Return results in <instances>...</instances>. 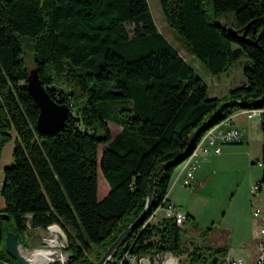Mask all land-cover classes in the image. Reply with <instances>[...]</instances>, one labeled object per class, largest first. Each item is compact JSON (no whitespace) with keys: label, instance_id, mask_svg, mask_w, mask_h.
<instances>
[{"label":"trees","instance_id":"obj_1","mask_svg":"<svg viewBox=\"0 0 264 264\" xmlns=\"http://www.w3.org/2000/svg\"><path fill=\"white\" fill-rule=\"evenodd\" d=\"M159 2L167 25L211 75L245 56L246 83L210 97L205 80L159 32L148 0H0V160L16 134L14 164L5 169L0 190V262L16 264L5 248L9 232L26 249L27 232L59 225L67 234L65 264H97L104 255L94 259L95 248L106 253L143 213L157 167L182 156L192 134L223 103L236 100L246 105L226 107L189 153L156 177L152 208L107 264H119L127 253L189 254L188 264L227 256L225 248H209L213 227L202 229L189 215L184 228L172 219L147 221L163 205L176 169L211 128L237 111L257 109L264 133V0ZM228 13L235 16L232 24L217 21ZM245 31L253 44L241 38ZM27 55L51 98L70 107L56 135L37 129L40 108L27 89ZM82 65L89 68L81 72ZM109 121L122 127L118 135ZM100 171L110 186L102 200ZM189 229L202 239L191 252L184 244Z\"/></svg>","mask_w":264,"mask_h":264},{"label":"crops","instance_id":"obj_2","mask_svg":"<svg viewBox=\"0 0 264 264\" xmlns=\"http://www.w3.org/2000/svg\"><path fill=\"white\" fill-rule=\"evenodd\" d=\"M222 76L223 74L217 75L218 79L214 81L212 80V90L209 88V92H213L215 95L209 93L210 97H222L231 90L230 86L232 83L228 80L225 81V79L221 78ZM245 83V80H241L236 86L239 87ZM234 122L235 127L241 132V143L224 145L221 153L218 155L211 153L210 155H202L199 157L196 164L195 178L190 187H185L183 185L186 170L184 163L176 169L169 185V202L174 204L185 215L191 216L195 223H197L202 229L210 228L213 223V221L212 223L209 221V214L212 211H207L209 208L211 209V202L214 200H219L220 202V199L223 198H213V194H218L219 192L215 185V182H217V176L222 175L221 177H223L224 175H227L226 179L228 181L230 180V176L232 177L234 174H236V178H240L245 173V178H247V176L251 175L255 170L254 168L249 167V165L251 164L252 166H255V162L261 163L264 148V133L262 130L261 119H252L244 113L243 110H240L235 113ZM109 127L111 129L110 124ZM116 129L118 133H112L113 136L118 135L121 132L122 127L118 125ZM111 132H113L112 129ZM260 166L264 167L263 164ZM253 179H256L255 176ZM253 179L251 181H253ZM263 180L264 174L260 183L263 182ZM105 185V195H103V197L99 196V199L101 200L110 192V186L107 187ZM229 209L230 206L228 207V210ZM251 215L252 220L250 219V223H248L246 229H244V227H246L245 224L241 223L242 228L239 227L237 230L232 229V231L228 229L229 227L227 224L224 225V217L222 220L224 232L213 227V231L208 237V242L213 238L214 240H212V242H215L216 246L218 245L217 248L227 249V255L231 258V254H233L247 264H254L258 254L259 222H257V216L253 211L251 212ZM163 219L164 212L163 210H159L155 219V224H158ZM39 230L41 229L35 231ZM190 230L195 229H189V232ZM196 232L198 233V231ZM238 239L239 245L235 248L234 244ZM227 240H231L230 245H227ZM39 242H41L39 238H33L34 244H39ZM26 248H28V246ZM33 248L36 249V247Z\"/></svg>","mask_w":264,"mask_h":264},{"label":"rangeland","instance_id":"obj_3","mask_svg":"<svg viewBox=\"0 0 264 264\" xmlns=\"http://www.w3.org/2000/svg\"><path fill=\"white\" fill-rule=\"evenodd\" d=\"M148 3L151 8V12L155 21L156 26L158 27V30L161 34L164 35V37L174 46V48L179 52V54L186 59V61L194 67V69L197 71L199 76L205 80L208 87L212 90V80L218 79L217 76L211 75L210 72L206 69V67L196 61L197 58L192 55V53L187 49V47L183 44V42L178 38L176 33L167 25L165 18L163 16L162 8L160 5L159 0H148ZM219 23H230L232 24L233 21H235V16L233 13H228L225 15H222L217 20ZM132 29L133 27L130 26ZM26 62L29 67V71L35 69L33 57L30 55L26 56ZM197 62V63H196ZM247 58L245 56H242L240 59H238L233 67L229 69L228 71L223 73V76L221 78L225 79V81H230L232 84L230 86L231 89H234L238 86V83L240 81H246V77L244 75V68L247 66ZM89 67L87 65H82L79 68V71L83 72ZM58 89V87H55ZM211 95H215L213 92H209ZM109 124L111 125L112 133H118L117 126L114 121H109ZM13 140L7 144V146L3 150L2 158L0 160V190L4 181V171L7 167L14 164L13 160V151L15 149L16 145V134L15 132L12 133ZM105 145H101L99 147V155L101 158V155L105 149ZM261 164H263V161L261 159ZM249 167L254 168V172L251 175H248L247 178H245V173L240 177L236 178V174H234L232 177L230 176V180L227 181V175L217 176V182H215V185L217 186V190H219L218 194H213V198L223 197L219 200H214L211 202V210H207L210 212V227H216L221 232L223 231V218L225 219L224 225H228V229L232 231V229L237 230L239 227H241V223L245 224L247 228L248 223H250V219L252 220L251 212L255 210H261L264 212V182H261L263 184V191L261 195L256 198L252 194V188L260 183V180L263 178L264 174V167L260 166L259 162H255V166H252L251 164ZM255 176L256 179H253ZM221 177V179H220ZM259 177V178H258ZM261 177V178H260ZM232 178V179H231ZM253 179V181H251ZM260 179V180H259ZM259 180V181H258ZM106 184V185H105ZM105 186L109 187L108 182L103 176V173L100 171L99 174V196L103 197L105 195ZM222 187V188H221ZM221 188V189H220ZM211 198V197H210ZM227 199V200H226ZM222 202V203H221ZM224 202V206H223ZM219 204V205H218ZM218 206V207H217ZM230 206V209L228 210V207ZM245 206V207H244ZM5 207L4 199L2 198L1 192H0V211L3 210ZM227 212V213H226ZM249 213V215H248ZM254 219V218H253ZM261 218L257 217V222H259L258 225V232L261 229L260 225ZM11 225V224H10ZM9 225V227H11ZM59 226V225H57ZM60 227V233H59V245L58 249L60 252H53L56 249L55 248H48V254H49V260H46L45 254L43 253L42 248H47V239L52 238V234L50 235L49 230L47 229H41L39 231H29L27 232V235L25 237V243L28 246V248L24 249V251L32 252L35 255V264H53L54 262L58 261L61 264H65L67 261L66 253H64L63 248L67 246V234L64 228ZM209 227V226H208ZM67 230H70L68 226H66ZM207 228V227H204ZM242 228V227H241ZM224 232V231H223ZM4 233L6 231L4 230ZM33 238H39L41 242L39 244L33 243ZM211 241L214 240L213 238L210 239ZM202 239L199 236V234L195 230H190L188 233V236L184 238V244L185 248L188 250V252H191L192 248L195 245L201 244ZM239 239L235 242L234 247L237 248ZM227 245H230L231 240L226 241ZM35 245V246H34ZM218 246V245H217ZM33 247H36L34 249ZM98 253H103V250L100 247L95 248V252L92 253V257L95 259L96 255ZM57 254V255H56ZM63 257L64 262L62 261ZM186 256V255H185ZM232 258L234 260H242L238 258L237 256L231 254ZM188 264V263H187Z\"/></svg>","mask_w":264,"mask_h":264},{"label":"built area","instance_id":"obj_4","mask_svg":"<svg viewBox=\"0 0 264 264\" xmlns=\"http://www.w3.org/2000/svg\"><path fill=\"white\" fill-rule=\"evenodd\" d=\"M252 119H261L262 111L257 109L243 110ZM235 114L231 115L221 123L211 128L197 144L196 148L184 162L185 164V177L183 185L190 187L193 179L195 178V171L197 168V160L199 157L213 154H220L222 147L227 144H239L242 142L241 132L235 127L234 122ZM260 165H262L260 163ZM263 191V184L259 183L252 188V194L258 198ZM159 210H163L164 219H172L179 227H185L186 215L179 210L174 204L168 200V194L164 198L163 205L160 206L152 216L149 217L147 224H155V219ZM254 214L261 218L258 242V254L254 264H264V212L261 210H255ZM57 226V225H54ZM48 228L50 235L53 232V227ZM59 227V226H58ZM60 228V227H59ZM61 230V229H60ZM60 230L55 231L52 237H58ZM48 240V239H47ZM46 240V241H47ZM186 255V256H185ZM183 256H174L172 254H157L155 256L147 255L141 258H137L129 253L125 254L119 264H187L189 261V254ZM68 260V255L66 254ZM64 262V260H62ZM5 264H9L6 263ZM64 264V263H63ZM215 264H247L243 260H234L230 256H226L218 260Z\"/></svg>","mask_w":264,"mask_h":264},{"label":"water","instance_id":"obj_5","mask_svg":"<svg viewBox=\"0 0 264 264\" xmlns=\"http://www.w3.org/2000/svg\"><path fill=\"white\" fill-rule=\"evenodd\" d=\"M231 32H235L238 34L239 31L234 30V28H229ZM241 38L245 40L248 44H253L250 39L247 38V32L245 31ZM27 89L30 95L34 98V100L38 103L40 108V115L37 121V129L43 135H56L64 129L66 120L68 115L70 114V107L67 104H59L54 99L51 98L47 88L43 85L38 70L35 68L29 71L28 79H27ZM264 98V97H263ZM241 105L245 106V103L230 100L223 103L209 118L207 122L203 124L200 128H198L190 137L188 142V147L185 153L177 158L174 162H168L166 164H162L154 171L151 179V186L149 190L148 202L147 206L144 209L143 213L139 216V218L134 221L113 243V245L107 250L104 256L97 264H107L116 252L119 250L121 246L125 244L130 235L134 232L135 228L140 224V222L144 221L146 216L148 215L150 209L152 208L155 201V179L156 177L168 166L172 165L175 162L182 160L190 151L192 144L196 141L198 136L206 131L207 127L212 123L218 115L226 107ZM3 219L9 220L10 217L8 215L2 216ZM6 252L9 256H11L16 264H31V262L26 258L22 251H24L22 246L20 245L18 238L14 232H9L5 242ZM68 257L70 256L67 254ZM217 262V258L214 259V264ZM0 264H5V262H0Z\"/></svg>","mask_w":264,"mask_h":264},{"label":"bare ground","instance_id":"obj_6","mask_svg":"<svg viewBox=\"0 0 264 264\" xmlns=\"http://www.w3.org/2000/svg\"><path fill=\"white\" fill-rule=\"evenodd\" d=\"M58 230H60V228L58 226H54L52 234H54V232L58 231ZM47 244H48V247L47 248H42V249H44L43 253L45 254L46 260H49V254H48V251H47L48 248H55L56 250L53 251V252H60V250H57L58 249V245H59L58 237H52L51 239H48L47 240ZM22 252H23L24 256L26 258H28V260L31 262V264H35V255H34V253L28 252V251H22ZM62 258H63V260L65 259L63 257V255H62Z\"/></svg>","mask_w":264,"mask_h":264},{"label":"flooded vegetation","instance_id":"obj_7","mask_svg":"<svg viewBox=\"0 0 264 264\" xmlns=\"http://www.w3.org/2000/svg\"><path fill=\"white\" fill-rule=\"evenodd\" d=\"M208 244L210 246L209 248H211L213 251L217 250L215 242L209 241Z\"/></svg>","mask_w":264,"mask_h":264}]
</instances>
